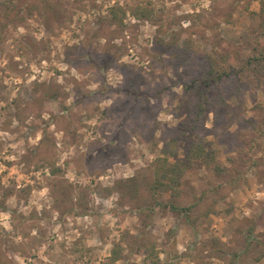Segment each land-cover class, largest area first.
Here are the masks:
<instances>
[{
    "label": "rangeland",
    "instance_id": "1",
    "mask_svg": "<svg viewBox=\"0 0 264 264\" xmlns=\"http://www.w3.org/2000/svg\"><path fill=\"white\" fill-rule=\"evenodd\" d=\"M6 1L0 0V20ZM261 1L14 0L0 31V264H113L117 244L124 248L117 264H146L143 252L127 249L134 238L155 243L162 261L168 258L162 252L176 244L180 258L171 253L173 264H234L215 250H241L239 229L250 220L264 240V138L251 154L262 166L242 167L244 179L234 187L205 167L185 176L189 195L182 205L194 202L192 194L210 192L204 206L216 211L195 227L159 208L140 215L138 201L122 200L118 191L132 179L144 187L153 182L164 143L185 120L179 77L189 79L185 68L174 69L168 46H188L197 62L221 53L216 42L223 40L224 48L251 58L249 45L264 44ZM139 6L153 10L152 21L133 17ZM130 84L135 95L126 93ZM237 88L226 80L218 91L226 97ZM238 92L240 99L228 103L240 107L241 117L215 122L210 114L206 121L205 142L226 167L229 144L255 136L263 77ZM222 184L221 194L212 195ZM150 197L142 188L141 201ZM211 240L218 247L202 253Z\"/></svg>",
    "mask_w": 264,
    "mask_h": 264
},
{
    "label": "trees",
    "instance_id": "2",
    "mask_svg": "<svg viewBox=\"0 0 264 264\" xmlns=\"http://www.w3.org/2000/svg\"><path fill=\"white\" fill-rule=\"evenodd\" d=\"M14 3V0L6 1L7 11L3 17L4 20H0V31L15 9ZM260 3L262 14L264 13V1ZM120 11L126 15V11ZM131 14L139 21H152L154 16L151 8L141 6L131 10ZM230 19L225 20V22L230 23ZM109 20L112 25L117 24L119 22L118 12L113 11ZM119 24L123 23L120 22ZM223 43V40L216 42V45L222 50L221 53L200 57L197 62L194 61L195 58L189 52L188 46H181L176 43L168 46L166 52L172 57L174 69L178 71L185 68V74L189 79V81L184 82L183 78L179 77L184 89L179 111L181 112L180 115L185 117V120L164 143L161 157L155 161L154 180L149 186H142L137 179L118 185L122 200L130 198L135 202L138 201L137 210L140 215L146 212L152 215L155 209L159 208L165 212L172 213L178 220H182L183 223L195 227L200 219L208 218L210 215L215 214L216 211L213 206H208L207 208L204 206L210 199V192H203L200 197L192 194L194 202L187 206L182 205V200L189 195L184 181L188 173L205 167L211 169L219 180L227 179V185L234 187L244 179L245 172L243 173L240 170L242 167L252 169L262 166L259 161L251 158L252 152L260 151L261 144L259 141L264 138V109L261 107L255 110L256 115L260 116V122L257 124L253 123L255 136L246 143L229 144V155L227 156L229 167L222 165L218 161L217 153L209 148L205 142L209 134L206 128L207 117L212 114L215 122H219L222 119L230 120L235 116L241 117L243 111L240 107H232L228 100L232 98L240 99L238 89L249 88L254 81H257V78L263 77L264 80V44L249 45L252 57L243 60L239 50H228L223 47ZM111 63L106 61V68H109L112 65ZM194 63H196L197 70L193 73L192 65ZM232 63L243 64L239 69L230 68V70H227L225 66L232 65ZM226 80L237 82L238 88L236 91L228 90V96L224 97L218 90ZM126 93L135 95V85L130 84L129 88L126 89ZM139 103L142 111L149 109L148 103ZM219 187H223V184L214 188L213 192L211 191L212 195L221 194ZM142 188H146L150 192V201L146 203L141 201ZM166 194L170 195L169 199L162 200L160 197ZM249 222L245 230L239 229V238L242 239L241 250H237V246H232L229 250L216 249L218 242L211 240L202 245L201 252L204 253V249L213 244L212 246L216 245L213 247L216 249L214 256L217 255L221 258L229 256L233 259L234 264L242 258H254L255 263L263 261L264 240L256 236L257 224L255 221L250 220ZM261 225H264V217ZM127 249L130 254L143 252L146 255V264H173V259H169L171 253H175V259L180 258L176 244L162 252L168 257L165 261L161 260L155 243L146 246L140 241V238H134L132 242H128ZM123 252L124 248L117 244L112 251L113 264H117L124 259Z\"/></svg>",
    "mask_w": 264,
    "mask_h": 264
}]
</instances>
